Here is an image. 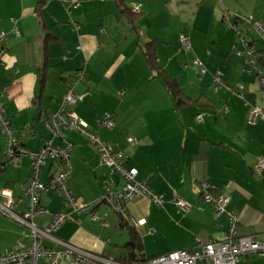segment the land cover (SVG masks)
Returning a JSON list of instances; mask_svg holds the SVG:
<instances>
[{
	"label": "crops",
	"instance_id": "obj_1",
	"mask_svg": "<svg viewBox=\"0 0 264 264\" xmlns=\"http://www.w3.org/2000/svg\"><path fill=\"white\" fill-rule=\"evenodd\" d=\"M66 1L0 0V31L8 36L0 46V93L23 146L36 152L44 141L52 139L46 122L60 109L64 93L71 86L78 102L70 106V111L90 130L97 131L114 152L125 155L126 165L138 171L137 181L145 182L148 189L163 197L161 206L142 195L125 206L126 223L139 234L146 257L179 250L198 251L196 239L202 243L222 240L227 222L201 199L204 184L210 187L212 196L223 194L229 198L228 209L239 218V236L263 239L264 171L255 173L254 164L264 158V120L250 123L248 115L252 108L264 109V89L247 72L245 58L233 55L238 46L236 32L237 41L226 47L220 57L206 60L205 73H200L203 78L185 79L195 87L188 91L158 62L156 47L163 38L140 28L146 11H150L146 2L134 0L131 9L123 0L137 15L131 24L117 17L111 0ZM141 3L144 9L138 5ZM136 5L140 6L138 12L133 11ZM247 6L245 2L239 8L224 5L227 12ZM245 11L264 23V0H255L254 7ZM228 15L222 19L225 21ZM69 16H74L75 21L70 20L73 26L69 25ZM15 28L18 35L12 33ZM149 43L155 50L158 67L191 99L179 109L164 81L150 70L143 57ZM190 51L191 45L188 52L181 45L178 53ZM47 62L50 64L43 73ZM77 73H82L83 78L74 83ZM217 73H221L228 90L215 85ZM100 92L111 96L123 92L118 102L112 97L107 99L110 111L102 116L96 110V106L101 107ZM106 114L112 116L113 130L98 126ZM199 115L200 122L196 120ZM170 130L175 133L174 143H167ZM83 138L76 131L60 129L52 144L71 145L68 187L78 201L92 202L102 197L106 178L120 180L110 176L108 168L100 167L96 149L84 143ZM127 138H133L135 144H128ZM5 142L0 132V190H10L17 203L15 210L22 212L27 207L24 191L31 175V160L24 158L18 166L8 163ZM60 170L58 161H47L41 167L40 181L46 190L39 194V204L50 214L70 211L53 182ZM175 197L188 201L190 209H178L173 204ZM85 214H72L76 221L65 222L56 237L89 252H105L107 240L100 237L101 229L109 226H93L96 223ZM107 214L108 221L113 213ZM113 216L120 228L119 218ZM36 222L45 227L51 217L42 213ZM18 242L29 244V229L0 214V254ZM238 264H264V257L243 256Z\"/></svg>",
	"mask_w": 264,
	"mask_h": 264
},
{
	"label": "built area",
	"instance_id": "obj_2",
	"mask_svg": "<svg viewBox=\"0 0 264 264\" xmlns=\"http://www.w3.org/2000/svg\"><path fill=\"white\" fill-rule=\"evenodd\" d=\"M72 6L75 8L77 5L73 2ZM139 9L140 6L136 5L133 11L138 12ZM235 19L238 22L237 24L247 25L256 34V39L255 42L245 39L237 28V24L233 25L232 28L238 38V46L233 49L234 54L245 58L248 65L247 72L253 74L258 85L264 89V60L262 63H258L260 55L257 51L258 49L261 50L264 56V23L251 15L248 17L235 15ZM12 33L18 35L17 29L15 28ZM7 37L5 33L0 31V46L6 41ZM179 40L183 50L188 52L190 50L189 40L183 36H180ZM256 43L260 44L259 48H256ZM197 65L201 68V72L204 73L202 65L200 63ZM221 77V73H217L214 77V82L223 89L228 90L223 85ZM82 78V73H77L73 79L74 83H77ZM119 95L122 96L123 92H119ZM77 100L76 94L72 87L69 86L62 98L60 109L46 122L51 138L57 137L60 129L76 131L96 149L99 155L100 167L108 168L110 176H117L121 184L115 183L112 178H106L102 182L104 191L102 197L92 202L78 201L68 187L71 170L69 165L71 145L54 146L52 139H48L43 142L36 152L27 150L10 125L2 94L0 93V132L6 140L4 156L8 163L13 166H18L24 158L31 160V175L24 191L27 202L25 211L17 212L15 210L17 203L10 190H0V214L23 224L29 229V244L25 245L18 242L3 251L0 254V264H59L62 262L67 264H141L139 257L136 263L119 262L107 256L106 252H89L65 242L55 235L56 231L65 222L76 221L72 214L86 213L92 222H102L104 225L107 222L108 214L95 212L94 209L97 207L105 206L107 211L117 215L123 213L125 206L139 195L147 197L158 206L163 203L162 196L148 189L145 182L136 180L138 171L136 168L125 166V155L123 153L114 152L107 143L100 139L97 131L90 130L84 122L70 111L69 107L74 105ZM196 120L200 122L202 120L201 116H197ZM259 120H264V109L252 108L248 115V121L255 123ZM98 126L106 129L114 128L112 116L106 114L98 122ZM126 142L132 145L135 144L133 138H127ZM47 161H58L61 165V170L56 173L53 182L63 199L64 207L70 210L69 212L61 211L50 214L39 204V194L46 190V187L40 181L41 167ZM254 171L257 174H261L264 171V158L256 161ZM200 197L205 204L213 208L217 216L223 215L226 219L227 225L222 240L219 243L215 241L202 243L200 239H196L197 245L200 247L198 251L179 250L166 252L147 259L143 264H200V262L202 264H238L243 256L256 255L264 257V238L256 240L249 236H239L237 234L236 229L239 218L234 211L228 209V197L223 194L212 196L210 187L207 184L202 186ZM173 204L184 212L190 209V203L181 197H175ZM42 213L51 217V222L45 227L39 226L36 222L38 216ZM105 227H108V225L105 224ZM44 241H49L54 247L45 246ZM107 242L109 241L107 240Z\"/></svg>",
	"mask_w": 264,
	"mask_h": 264
},
{
	"label": "rangeland",
	"instance_id": "obj_3",
	"mask_svg": "<svg viewBox=\"0 0 264 264\" xmlns=\"http://www.w3.org/2000/svg\"><path fill=\"white\" fill-rule=\"evenodd\" d=\"M97 1V0H94ZM100 1V0H98ZM127 6H134L132 3L134 0H124ZM146 2L147 15L143 19L140 28L146 33L150 30V35L161 36L163 43L157 45L158 62L167 69L170 77H177V81L181 88H186L188 91L195 90L194 85L190 83H185L186 78H190L189 81L195 79V77L203 78L200 74L198 63L205 68L206 60L213 57H220L222 52L226 47L231 46L232 43L237 41L235 37V31L232 26L237 24L235 15H241L243 17H248L249 12L245 11L248 8H253L255 5V0H139ZM247 3V7L244 10H235L227 12L224 5L231 7H240V5ZM132 4V5H130ZM142 9L145 8V4L141 3ZM132 9V8H131ZM230 18L222 19L225 15ZM70 15V14H69ZM144 16H141L142 18ZM225 16V17H226ZM70 20H74V16H69ZM75 21V20H74ZM244 25V24H243ZM73 26V25H72ZM153 30H159L153 31ZM240 31H242V36L247 40H255L256 34L249 29V27L242 26L240 23ZM157 32V33H155ZM154 36V37H155ZM179 36L187 38L191 45V51L189 53L181 52V45L179 42ZM143 45V44H141ZM260 44L256 43V48H259ZM112 48V46H110ZM112 50V49H111ZM141 53V52H140ZM139 53V55H140ZM138 54V52H137ZM143 54V53H141ZM176 57L177 55H179ZM234 55V52H233ZM160 56V57H159ZM170 56L173 57L170 59ZM186 56V57H185ZM144 57V56H143ZM185 57V58H184ZM139 59L146 66L142 56ZM237 59V58H236ZM206 70H208L206 68ZM209 72V70H208ZM207 75H209L207 73ZM168 76V75H167ZM196 83L197 80H196ZM163 84V83H162ZM161 84V85H162ZM163 86V85H162ZM130 88L132 86H129ZM125 92V91H123ZM159 94L160 91H157ZM101 107L96 106V110L101 112V116L104 112L108 113L110 111V106L107 99H112L114 101L121 100V96L118 95H108V93H101ZM106 96V97H105ZM70 108V107H69ZM173 117L171 116L170 119ZM104 130L105 127H102ZM110 131V129H106ZM113 130V129H111ZM190 135H194L191 133ZM175 133L173 130L167 132V138L170 141L167 143H174ZM191 136H189L190 138ZM86 143V139H82ZM102 140V139H101ZM103 141V140H102ZM190 141V140H189ZM105 142V141H103ZM105 206L101 207V211L105 210ZM86 215V214H85ZM81 219V218H80ZM92 222V221H91ZM96 223V224H94ZM93 226L100 227L102 222H94ZM100 224V225H99ZM109 228L101 229V236L105 240H108L106 244L105 252L110 258H119L121 255L125 254L127 251L123 249V246L129 242L130 238L126 228H118L116 218L110 216L107 222ZM103 226V225H102ZM48 245L46 241L43 242ZM48 246L54 247V245L49 244ZM59 264H67L62 262ZM202 264V262H200Z\"/></svg>",
	"mask_w": 264,
	"mask_h": 264
},
{
	"label": "trees",
	"instance_id": "obj_4",
	"mask_svg": "<svg viewBox=\"0 0 264 264\" xmlns=\"http://www.w3.org/2000/svg\"><path fill=\"white\" fill-rule=\"evenodd\" d=\"M111 2H112V4L114 5L115 9L118 12L117 13V17L118 18H123L124 17L131 24H133V22H135V20H137V15H133L130 12V10L125 6V3H124L123 0H111ZM254 42H255V40H254ZM147 48L148 49H146V51H144V58L146 60V63L149 66L150 70L156 72L157 75H159L161 77V79L164 81V84L166 86V90H167L169 96L171 97V99H172V101H173V103L175 105V108L179 109L180 107L185 105V103L191 102V99L183 92V90H181L177 86V83L174 80L170 79L165 74V72L162 71V69L160 67H158L157 59L155 57V50H154V48H152V43H149ZM257 51H258V53L260 55V57H259L260 60H259L258 63H262V61L264 60L263 53L259 49ZM46 57H48L47 54H45V58ZM49 64L50 63L47 62L44 65V68L42 69L43 73H45L47 71V65H49ZM202 68L204 69V73H205V68L204 67H202ZM199 70H200V73L202 75H204V73L201 72V68H199ZM221 81H222L223 85L226 86L222 77H221ZM215 85L217 87H221V86H219L216 83H215ZM77 102H78V100H77ZM5 109H6V107H5ZM8 120H9V118H8ZM10 125H11V123H10ZM11 127H12V125H11ZM15 134H16V131H15ZM98 163H99V160H98ZM125 166L128 167L126 165V163H125ZM115 182H117V181H115ZM117 183H119V182H117ZM120 184H121V182H120ZM101 207L102 206L97 207L96 209H94V211L99 213ZM106 211H107V209H105V212H103V213H106ZM108 212L109 211H107V213ZM99 214H102V213H99ZM116 216L119 218L118 221H119V224H120L119 225L120 228H126L127 232H128V235H129V238H130L129 242L124 247V249H126V251H127L126 254L122 255V257L120 259H118V261L119 262H128V263L134 262V263H136V262H138L137 258L139 257L140 258L139 262H141V264H143L147 259L152 258V257H146L142 253L143 247H142V243H141V238H140L139 234L137 233V231L134 229V227H131V226H129L126 223L127 222L126 212L124 211L123 213H119ZM88 218H89V216H88ZM89 220H90V218H89ZM153 257H155V256H153Z\"/></svg>",
	"mask_w": 264,
	"mask_h": 264
}]
</instances>
